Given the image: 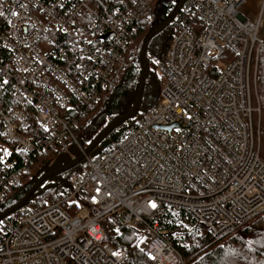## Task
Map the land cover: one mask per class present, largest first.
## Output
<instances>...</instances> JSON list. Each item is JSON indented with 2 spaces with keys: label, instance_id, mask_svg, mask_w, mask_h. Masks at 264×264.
<instances>
[{
  "label": "built area",
  "instance_id": "obj_1",
  "mask_svg": "<svg viewBox=\"0 0 264 264\" xmlns=\"http://www.w3.org/2000/svg\"><path fill=\"white\" fill-rule=\"evenodd\" d=\"M242 1L180 0L161 30L168 44L155 65L154 106L52 182L63 190L3 218L0 264H124L127 252L109 243L106 228L126 226L152 264H184L189 236L221 239L264 209L255 85L264 44L260 15L246 18ZM175 4L14 0L10 8L0 0L1 204L32 178L36 154L82 152L74 129L89 125L88 108L119 85L137 29L155 28Z\"/></svg>",
  "mask_w": 264,
  "mask_h": 264
},
{
  "label": "trees",
  "instance_id": "obj_2",
  "mask_svg": "<svg viewBox=\"0 0 264 264\" xmlns=\"http://www.w3.org/2000/svg\"><path fill=\"white\" fill-rule=\"evenodd\" d=\"M7 1L11 8L14 5V0ZM87 1L92 6H96L102 0ZM147 32V28L141 27L134 34L132 43L128 46L126 68L122 73L119 85L104 90L99 100L88 108L86 115L90 116L92 121L87 126L80 125L79 131L76 132L83 148L105 125L131 109L140 73L138 59L140 46ZM163 32L164 30L151 37L147 43L145 51L147 65L145 66L138 114L151 109L156 101L162 77L157 73L155 65L165 58L168 44ZM262 42L264 44L263 39ZM256 93L259 102V155L264 160V49L261 48L257 52L256 60ZM1 102L4 103V100L1 99ZM89 135L90 137L86 139ZM53 155L51 152L43 151L33 157V163L28 170L32 174V178L27 180L23 177L22 185H13L9 189V199L3 204L0 203V213L20 200L41 174L38 169ZM83 164L81 160L72 168L53 175L37 187L29 199L37 198L38 204L42 205L44 198L51 192L64 189V186H55L52 182L63 180L67 174L78 170ZM2 221L3 219L0 224ZM248 221V223L246 221L240 224L221 239H213L206 233L201 236H189L188 245L180 250L184 264H264V210ZM106 232L110 244L122 247L127 252L124 264H152L138 250L134 228L126 226L120 232H116L108 227Z\"/></svg>",
  "mask_w": 264,
  "mask_h": 264
},
{
  "label": "water",
  "instance_id": "obj_3",
  "mask_svg": "<svg viewBox=\"0 0 264 264\" xmlns=\"http://www.w3.org/2000/svg\"><path fill=\"white\" fill-rule=\"evenodd\" d=\"M180 5V0H176V4L171 12V14L165 18L160 24H158L155 28L149 30L145 36L142 39V43L140 46V51H139V65H140V73H139V78H138V84L137 88L135 91V98L133 105L129 111H127L125 114L118 116L114 118L110 123L105 125L101 130H99L96 135L92 138V140L83 148L82 152H79V154L69 161L64 162L62 165L55 167L53 169L45 170L43 173H41L36 181L28 188V190L25 192V194L20 198L18 202L10 206L9 208L5 209L3 212L0 213V221L5 218L9 213L13 212L17 208H19L21 205L26 203L33 193L34 190L37 189L44 181L49 179L55 174L62 173L65 170H68L75 166L77 163H79L83 158L84 155L88 154V152L97 146L99 143L100 147H105L108 145V140L103 139L106 137L115 127L120 125L123 121L133 117L140 105V99H141V94H142V88H143V77L145 73V66L147 65V61L145 59V51L147 47V43L151 37L159 33L165 26L166 24L170 21V19L174 16V14L177 12L178 8ZM172 125V124H171ZM171 125H159L161 128H166L169 129Z\"/></svg>",
  "mask_w": 264,
  "mask_h": 264
},
{
  "label": "rangeland",
  "instance_id": "obj_4",
  "mask_svg": "<svg viewBox=\"0 0 264 264\" xmlns=\"http://www.w3.org/2000/svg\"><path fill=\"white\" fill-rule=\"evenodd\" d=\"M163 2H165L166 0H162ZM264 0H262V2H263ZM255 85H256V75H255ZM255 124H256V118H255ZM75 130V134H76V132H78L79 131V129L78 128H75L74 129ZM97 131V128L95 129V132ZM95 132H94V134H95ZM90 137V135L89 136H87L86 137V139H88ZM78 141H80V140H78ZM97 153V146H95L94 148H92L89 152H88V154H87V156L88 157H93L95 154ZM79 154V149H77L75 146H73V145H70L69 147H68V149H67V152L66 153H61V154H55V155H53L49 160H47V161H45L43 164H42V166L38 169V172L39 173H43L45 170H49V169H53V168H55V167H58V166H60V165H62L64 162H66V161H69L70 159H72L73 157H75V156H77ZM85 159V157L82 159V161ZM264 210V209H263ZM263 210H261V211H259L258 213H256V214H254L253 216H251L249 219H251L252 217L254 218L255 217V215L257 216V214H261V212L263 211ZM248 219V220H249ZM247 220V223L249 222ZM246 222V221H245ZM232 232V231H231ZM230 232V233H231Z\"/></svg>",
  "mask_w": 264,
  "mask_h": 264
},
{
  "label": "crops",
  "instance_id": "obj_5",
  "mask_svg": "<svg viewBox=\"0 0 264 264\" xmlns=\"http://www.w3.org/2000/svg\"><path fill=\"white\" fill-rule=\"evenodd\" d=\"M240 11L248 19H255L260 15L258 36L261 40H264V1L243 0Z\"/></svg>",
  "mask_w": 264,
  "mask_h": 264
},
{
  "label": "bare ground",
  "instance_id": "obj_6",
  "mask_svg": "<svg viewBox=\"0 0 264 264\" xmlns=\"http://www.w3.org/2000/svg\"><path fill=\"white\" fill-rule=\"evenodd\" d=\"M89 2V1H88ZM90 3V2H89Z\"/></svg>",
  "mask_w": 264,
  "mask_h": 264
}]
</instances>
